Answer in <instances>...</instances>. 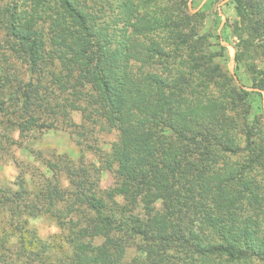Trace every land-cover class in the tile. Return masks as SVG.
Segmentation results:
<instances>
[{
	"label": "trees",
	"instance_id": "obj_1",
	"mask_svg": "<svg viewBox=\"0 0 264 264\" xmlns=\"http://www.w3.org/2000/svg\"><path fill=\"white\" fill-rule=\"evenodd\" d=\"M194 1L0 0V127L81 111L117 136L108 190L67 156L35 190L0 185V264H264V129ZM231 3L264 56V0ZM46 214L51 241L31 227Z\"/></svg>",
	"mask_w": 264,
	"mask_h": 264
},
{
	"label": "rangeland",
	"instance_id": "obj_2",
	"mask_svg": "<svg viewBox=\"0 0 264 264\" xmlns=\"http://www.w3.org/2000/svg\"><path fill=\"white\" fill-rule=\"evenodd\" d=\"M232 1H194L193 11H201L204 16L198 43L203 46V53L215 54L214 62L229 74L232 75L231 71L235 73L236 81L251 95L250 122L264 129V90L257 88L264 80V56L260 50L247 48L246 43L250 42V38L243 32L242 19ZM238 52L239 61L236 60ZM69 112L70 121L68 117L66 119L67 124L71 125L48 132L23 133L18 129L0 127V144L3 145L0 147V185H12L22 176L27 180V188L35 190L41 176L52 174L47 164L53 162L56 167L63 165L62 161L67 156L76 163H91L94 178L100 187L103 190L112 187L114 175L107 168L106 157L117 139L116 134L85 120V114L81 111ZM85 122L86 128L81 127ZM63 182L68 185L64 179ZM31 227L41 239L47 241L60 234L59 227L47 214L31 219Z\"/></svg>",
	"mask_w": 264,
	"mask_h": 264
},
{
	"label": "water",
	"instance_id": "obj_3",
	"mask_svg": "<svg viewBox=\"0 0 264 264\" xmlns=\"http://www.w3.org/2000/svg\"><path fill=\"white\" fill-rule=\"evenodd\" d=\"M231 72H232V75L234 76V78H236L235 73L233 71H231Z\"/></svg>",
	"mask_w": 264,
	"mask_h": 264
}]
</instances>
